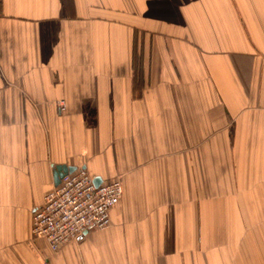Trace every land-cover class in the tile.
Here are the masks:
<instances>
[{
	"label": "crops",
	"instance_id": "crops-1",
	"mask_svg": "<svg viewBox=\"0 0 264 264\" xmlns=\"http://www.w3.org/2000/svg\"><path fill=\"white\" fill-rule=\"evenodd\" d=\"M55 165L123 192L106 228L53 252L29 227ZM8 254L264 264V0H0Z\"/></svg>",
	"mask_w": 264,
	"mask_h": 264
},
{
	"label": "built area",
	"instance_id": "built-area-1",
	"mask_svg": "<svg viewBox=\"0 0 264 264\" xmlns=\"http://www.w3.org/2000/svg\"><path fill=\"white\" fill-rule=\"evenodd\" d=\"M61 179L43 196L31 214L29 227L30 238L43 240L53 252L67 243H79L90 231L106 228L109 212L123 192L119 177L95 186L93 176L84 168Z\"/></svg>",
	"mask_w": 264,
	"mask_h": 264
},
{
	"label": "water",
	"instance_id": "water-1",
	"mask_svg": "<svg viewBox=\"0 0 264 264\" xmlns=\"http://www.w3.org/2000/svg\"><path fill=\"white\" fill-rule=\"evenodd\" d=\"M72 167L65 166V165H55V167L52 169V180H53V187H56L61 182V178L64 176V174H70L72 173ZM93 183L95 186L99 184V179L94 178Z\"/></svg>",
	"mask_w": 264,
	"mask_h": 264
},
{
	"label": "rangeland",
	"instance_id": "rangeland-1",
	"mask_svg": "<svg viewBox=\"0 0 264 264\" xmlns=\"http://www.w3.org/2000/svg\"><path fill=\"white\" fill-rule=\"evenodd\" d=\"M12 256L14 257V254H8V262H9V264H12V262L10 261Z\"/></svg>",
	"mask_w": 264,
	"mask_h": 264
}]
</instances>
